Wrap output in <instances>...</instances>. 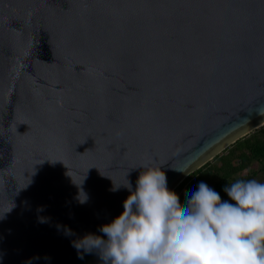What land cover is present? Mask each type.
<instances>
[{"label":"water","instance_id":"water-1","mask_svg":"<svg viewBox=\"0 0 264 264\" xmlns=\"http://www.w3.org/2000/svg\"><path fill=\"white\" fill-rule=\"evenodd\" d=\"M263 125L264 0H0V264H100L142 165Z\"/></svg>","mask_w":264,"mask_h":264},{"label":"clouds","instance_id":"clouds-1","mask_svg":"<svg viewBox=\"0 0 264 264\" xmlns=\"http://www.w3.org/2000/svg\"><path fill=\"white\" fill-rule=\"evenodd\" d=\"M140 168L122 213L100 227L106 239L88 236L85 251L102 264H264V182L224 186L230 203L200 181L181 205L161 166Z\"/></svg>","mask_w":264,"mask_h":264},{"label":"trees","instance_id":"trees-1","mask_svg":"<svg viewBox=\"0 0 264 264\" xmlns=\"http://www.w3.org/2000/svg\"><path fill=\"white\" fill-rule=\"evenodd\" d=\"M240 179L264 182V125L189 174L173 191L183 205L185 193L195 190L198 183L204 181L221 195L222 201L234 203L227 197L223 187Z\"/></svg>","mask_w":264,"mask_h":264}]
</instances>
